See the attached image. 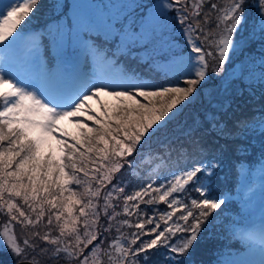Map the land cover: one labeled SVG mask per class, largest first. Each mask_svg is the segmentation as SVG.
Here are the masks:
<instances>
[{"label": "snow or ice", "instance_id": "snow-or-ice-1", "mask_svg": "<svg viewBox=\"0 0 264 264\" xmlns=\"http://www.w3.org/2000/svg\"><path fill=\"white\" fill-rule=\"evenodd\" d=\"M38 4L0 0V85L8 86L0 90V215L7 218L0 228V252L9 253L12 264H191L199 234L227 198L213 190L215 156L195 155L191 166L172 167L173 152L179 157L185 150L172 146L169 126L210 73L219 76L232 54H246L257 40L260 70L256 73L253 64L245 79L254 77L264 86V0L136 5L147 7L146 12L133 11L129 3H110L102 6L107 11L88 15L85 7L99 6L74 0L45 30L60 56L70 49L107 60L93 33H103L105 42L132 60L141 50L150 52L148 72L156 56L167 58L175 46L173 33L179 31L186 50L171 60L176 78L158 84L131 67L118 80L83 70L46 71L38 49L25 55L19 40ZM252 8L254 20L248 16ZM101 95L116 102L102 101ZM91 99L99 111L88 104ZM225 107L223 99L210 101L207 117L213 131L230 136L234 133L217 115ZM63 119L76 124L75 134L53 132ZM234 127L240 135L264 136V114ZM37 130L56 137L55 154L50 146L44 150ZM153 136L161 138L162 147L153 152L149 143L144 150ZM154 166L168 171L156 175ZM260 213L258 230L233 233L247 253L230 264H264V195Z\"/></svg>", "mask_w": 264, "mask_h": 264}, {"label": "rangeland", "instance_id": "rangeland-1", "mask_svg": "<svg viewBox=\"0 0 264 264\" xmlns=\"http://www.w3.org/2000/svg\"><path fill=\"white\" fill-rule=\"evenodd\" d=\"M49 1H50V9L47 11L48 14L53 12L54 10L53 5L60 4L62 0H48V2ZM216 2L223 3V0H216ZM37 14L38 13L35 12V14L32 16L30 20H28V22L34 21ZM248 16L252 20L256 19V11L254 8L248 11ZM245 35H247V33H245ZM181 39H182V36H181ZM179 42L183 43L181 40H179ZM181 49L186 50V48L183 45L182 47H179L178 49L175 43L174 48L169 51L166 59H161L159 56L155 57L156 67L161 69L163 73H170V77L168 78V80H174L176 78L175 75L173 74L175 71V68L171 64V60L173 59V57L180 56ZM247 53H250L251 55L249 56L247 55ZM38 54H39V50H38ZM144 54L145 55L148 54V58L151 55L150 52H145ZM260 56H261V52L259 50V41L257 40V42L252 43L246 49V54L244 55H241L240 53L232 54L230 56V60L225 63L224 70L221 72L219 76H217L214 73H210V76L207 82L203 83L202 86L199 87L198 93L196 94V98L194 100H190L184 106L181 112L178 114L177 118L173 120V122L170 124L169 126L170 129L174 131L173 141H177L181 137L198 129V125H200L203 118L204 119L206 118L208 120L207 110L209 109L210 101H212L213 104L215 103L217 99H223L226 102V107L222 111L217 113V115H219L221 112H223L222 114H230L231 109L234 106L236 107V103L234 102L235 97L239 95L240 93H242V91L247 92L249 94H253L256 97H259L260 92L264 91V86H262L259 80L255 79L254 77L252 79H245V77L248 75V70L253 66V64H254L255 72L256 73L259 72L260 67H259L258 61H259ZM40 63L43 66V61H40ZM211 67H212V62L210 61V69ZM48 72L55 73V72H52V70ZM55 74H59V73H55ZM145 80H148L149 82L153 83L149 79H145ZM161 82L162 81L156 82L155 84H158ZM230 84H231V87H229ZM6 86L7 85H0V90H4ZM225 89H228V91L225 92ZM249 94L248 96L250 97ZM101 100L109 104H114L116 102L113 97L104 96V95H101ZM88 104L91 105L92 108H95L97 111H99V107L95 99L89 100ZM58 125L59 126L57 128L53 129V132L60 133V134H66V135H72L77 132L76 124L68 119L60 120L58 122ZM37 134L43 135L44 137V140H45L44 149L45 148L48 149L50 146L53 153L55 154L56 153V137L49 135L47 133H40L39 130H37ZM159 139L161 138L157 136H153L150 142L145 143L144 147H148L149 143L153 146L160 145L158 144ZM222 182H223V178L219 179V181L216 184L213 183V189L215 193H217L220 189V186L223 185ZM258 188H259V185L257 183H254L248 189V191L246 192V196L242 198L241 200L243 210L251 211L253 209H256L260 205L258 204V202L261 201V196L259 195L260 193L258 192ZM6 220L7 218L5 216L0 215V228L3 227L2 225H4ZM16 231L20 235H22L21 229L19 227L16 228ZM198 248L200 249V252L207 248V244L201 241L200 234H199L198 240L195 242L193 252H195ZM200 252L196 254L190 253L189 258L193 256H196V257L200 256ZM156 258H161V257L160 256L154 257V259ZM0 264H12L11 255L7 252H0Z\"/></svg>", "mask_w": 264, "mask_h": 264}, {"label": "trees", "instance_id": "trees-1", "mask_svg": "<svg viewBox=\"0 0 264 264\" xmlns=\"http://www.w3.org/2000/svg\"><path fill=\"white\" fill-rule=\"evenodd\" d=\"M73 2V0H68ZM95 5L99 6L95 7L94 14H99L107 9L102 6L110 4V3H129L133 5L132 10L135 12H144L146 7L137 8L136 5L147 6L151 5L154 1L157 0H90ZM44 2V0H39V4ZM147 11V9H146ZM175 37L176 46L185 47L184 43H180L179 40L183 42V38L181 39V34L179 31L173 33ZM161 70V69H160ZM153 74L156 79L159 81L168 80L170 77V73H163L155 68H153ZM242 91L239 95L235 97L234 102L236 103V107L234 106L231 109L230 114H222L221 112L218 116L222 118V122L226 125L227 129L231 130L234 134L230 136H221L218 135L215 131L212 130L211 124L209 123V119H202L200 125H198V129L195 131L181 137L179 140L174 141L173 147H177L179 145L184 146L185 154L177 157V154L173 152L172 154V167L179 168L183 170L186 166H191L192 157L195 155L203 156H215L218 162V168L216 169V176L213 181L216 184L219 179L223 178V182L220 186L219 190H222L226 187L234 188V169L237 167L238 163L242 160L244 151L248 148L250 144H252L251 136L240 135L237 129L234 127L237 121L248 120L252 121L255 118V115H259L264 109V91L260 92L259 97H256L253 94ZM264 114V111H263ZM202 125V126H201ZM201 126V127H200ZM162 147V145L153 146L151 145V150L155 152L158 148ZM148 147H144V150H148ZM139 156V153L137 154ZM156 175H163L168 171L167 168L163 169V172L160 169H155ZM127 171V169H126ZM151 174V173H149ZM153 179H155V175H153ZM155 186V185H154ZM131 191V189H130ZM191 191V189H189ZM196 195L195 193H192ZM161 209V205H159ZM3 226V225H2ZM1 226V227H2ZM208 230L206 225L205 231ZM16 235L18 238L21 236L15 229ZM203 232V231H202ZM210 234V233H209ZM183 234H178V236H182ZM195 246V245H194ZM194 247L191 250V254H196L199 248L193 252ZM199 253V252H197ZM162 258V257H161ZM161 258H156L159 260ZM193 263H199L201 260L199 257H192L191 260Z\"/></svg>", "mask_w": 264, "mask_h": 264}]
</instances>
